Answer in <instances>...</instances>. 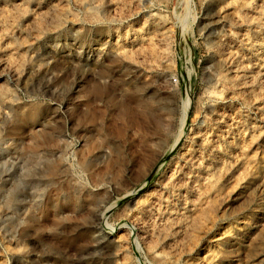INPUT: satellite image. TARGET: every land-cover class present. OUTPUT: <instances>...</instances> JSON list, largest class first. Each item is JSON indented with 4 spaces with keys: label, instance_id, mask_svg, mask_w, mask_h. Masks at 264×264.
I'll use <instances>...</instances> for the list:
<instances>
[{
    "label": "rangeland",
    "instance_id": "obj_1",
    "mask_svg": "<svg viewBox=\"0 0 264 264\" xmlns=\"http://www.w3.org/2000/svg\"><path fill=\"white\" fill-rule=\"evenodd\" d=\"M0 264H264V0H0Z\"/></svg>",
    "mask_w": 264,
    "mask_h": 264
},
{
    "label": "bare ground",
    "instance_id": "obj_2",
    "mask_svg": "<svg viewBox=\"0 0 264 264\" xmlns=\"http://www.w3.org/2000/svg\"><path fill=\"white\" fill-rule=\"evenodd\" d=\"M119 64H122V63L119 62ZM143 74L144 73H142L141 77L143 76ZM127 75H131V74L128 73ZM135 77L137 80L133 84V86H135L134 88L139 90V92L141 91L142 95L149 93L152 89V86H150L149 84H145L144 82L141 84V77H139L138 75H136ZM48 87H51V86H48ZM104 89H105V91L108 90L106 87ZM104 89L100 88L98 90V92L101 93L104 91ZM120 105L123 109L122 113L124 112L125 115L133 114V117H134V113L140 114L141 119L137 120V124L141 127V129H143L142 130V136L144 138H146V140H144V144L149 145V143H150L149 141H152V138L149 135V132H150L148 129L149 124H154L156 126V130H162V122H161V119L158 117V115L155 112L156 109L153 108L150 104H142L141 102L139 103V107H137L136 110L131 109L128 102L125 103V101L121 102ZM94 112H95V110H94ZM156 133H157V131H156ZM153 138H155V137H153ZM166 143H167L166 140L164 142H161V143L157 141L155 148L150 147L152 149L151 152L153 154H155V151L160 150V149H164L166 146ZM102 144L104 145L105 143L104 142L101 143V142L95 141V140L90 141L88 143V145L86 146V149L82 150L81 156H80L81 164L83 166L89 167L92 170L93 182H95L97 184H100L104 181V179H105L104 168L106 166L105 165L99 166L98 167L99 170L97 171L96 170L97 169L96 153L92 154V152H94V150ZM151 145L153 146V143ZM37 147L33 148L35 154H38ZM138 161L140 163H149V161H147V159H144V157H139ZM102 163H109V162L102 161ZM47 170L50 172L51 175H55L57 173L60 175L61 164L60 163H50L49 166H47ZM62 171H64V169H62ZM82 189L83 188L78 187V186H74V185H67V186L63 185L60 189H58V194H60L62 191L65 190V192H66L65 194H67L66 196H70V198L76 197V200H79L83 197V193L80 192V190H82ZM103 197H104V194H102L99 199L102 200ZM92 202L97 203L98 200L96 201V198L94 197L92 199ZM24 233L27 235L28 231H24Z\"/></svg>",
    "mask_w": 264,
    "mask_h": 264
}]
</instances>
